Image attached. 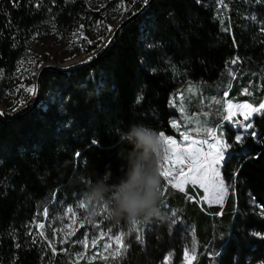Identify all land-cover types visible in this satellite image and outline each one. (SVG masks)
Listing matches in <instances>:
<instances>
[{"label": "trees", "instance_id": "trees-1", "mask_svg": "<svg viewBox=\"0 0 264 264\" xmlns=\"http://www.w3.org/2000/svg\"><path fill=\"white\" fill-rule=\"evenodd\" d=\"M149 2L0 0V95L18 87V67L36 37L66 40L81 25L94 27L104 14L112 19L121 5L132 10L123 22L135 15L105 54L106 45L99 49L96 43L87 49L98 50L87 65L46 70L31 113L33 100L24 91L27 107L4 114L7 121L0 116V264H73L75 248L51 249L38 226L59 208L84 201L97 179L119 182L132 150L122 139L130 125L180 138L173 127L180 113L171 98L182 96L188 84L214 97L203 107L218 115L214 128L224 122L226 94L238 103L262 104L264 0H223L221 6L210 0H153L146 7ZM34 83L35 77L27 81ZM249 87L252 96L242 93ZM249 123L253 129L247 132L224 126L232 147L223 168L229 188L223 205L199 207L190 198L196 186L180 191L161 178L165 194L157 217L134 224L111 217L103 205L105 222L124 234L123 255L76 264H186L185 250L193 244L191 264H264V111ZM253 130L256 135H249ZM237 136L244 137L242 143Z\"/></svg>", "mask_w": 264, "mask_h": 264}, {"label": "rangeland", "instance_id": "rangeland-1", "mask_svg": "<svg viewBox=\"0 0 264 264\" xmlns=\"http://www.w3.org/2000/svg\"><path fill=\"white\" fill-rule=\"evenodd\" d=\"M212 3L221 6L218 0H210ZM101 4L100 7H103ZM132 10H127L121 5L116 11V15L111 18L110 15L104 14V20L98 22L94 27L86 28L81 25L71 36L66 40H60L55 35L48 37H36L30 42L27 53L21 61L17 70L18 87L11 92L0 95V112L2 114L13 115L16 112L24 109L29 104L24 102V91L28 93L33 100V93L36 92L34 85H27V81L35 77L39 70L44 65H53L60 68L70 69L75 66L87 63L91 58L98 53V50L88 53L87 49L98 43V48L102 49L110 40L109 32L115 31L123 20L128 16ZM264 32V25L262 26ZM231 71V70H230ZM233 74V72H232ZM253 84H251L252 86ZM202 86L196 83H191L181 91V95L177 98L175 95L171 98L173 109L179 111V120L175 121L176 129L180 133V138L170 137L177 141V145L181 149H186L187 153H191L195 149L201 152L209 150V144L214 143L213 137L217 140L223 139L224 126L229 125L238 130L245 131V125L256 115L261 114L264 109L254 111L259 106H254L251 103H238L225 95L223 101L222 122L219 126L214 128L213 118H219L217 114L209 115L207 110L203 107L211 105L214 97L210 96L208 99L203 94V90L199 91ZM31 89L32 91H29ZM253 89L245 88L242 93L247 96L253 95ZM24 102V103H22ZM178 102V103H176ZM264 104V100L262 102ZM229 105L231 107H229ZM247 105L248 107H245ZM247 115L248 119H245ZM230 117V118H228ZM211 130V135H209ZM249 130V129H248ZM188 139L185 140L184 137ZM201 141L207 143L201 144ZM229 152V149H228ZM180 167L184 168L183 175H176V181H183L184 176L189 175V162L185 160L182 165H175L171 170L175 174ZM220 171V178L224 181L227 191L223 199H219L212 191L211 185H208V191L202 187L200 183L195 185L191 183L183 184L184 190L188 185L196 186L202 191L200 194L202 203L207 205H223L226 201L229 188L224 179L223 168ZM176 189L180 190L178 187ZM197 189V190H198ZM183 190V191H184ZM81 205H84L81 207ZM87 205L84 201L76 206H64L59 208L53 217H47L44 224L38 226V232L43 233L41 236L46 238L47 245L57 252H70L75 248L73 257L71 258L73 264L86 260L93 262L96 260L107 261L111 259H119L125 251L124 235L120 241L116 240L117 233L105 222V208L102 206L93 218H89L86 213ZM71 210V211H70ZM120 253L117 254V248L120 246ZM195 258V245L186 248L184 254V261L186 264H191ZM169 261V257L166 259Z\"/></svg>", "mask_w": 264, "mask_h": 264}, {"label": "clouds", "instance_id": "clouds-1", "mask_svg": "<svg viewBox=\"0 0 264 264\" xmlns=\"http://www.w3.org/2000/svg\"><path fill=\"white\" fill-rule=\"evenodd\" d=\"M122 139L132 145L126 171L115 185L102 177L83 193L86 213L91 219L107 204L111 217H124L132 223L160 215L161 177L159 163L163 143L158 131L144 124H132ZM114 189V190H113ZM105 193L110 195L105 196Z\"/></svg>", "mask_w": 264, "mask_h": 264}, {"label": "snow or ice", "instance_id": "snow-or-ice-1", "mask_svg": "<svg viewBox=\"0 0 264 264\" xmlns=\"http://www.w3.org/2000/svg\"><path fill=\"white\" fill-rule=\"evenodd\" d=\"M218 2L222 4L223 0H218ZM145 3H147V0H145ZM29 91L32 90L29 89ZM229 107L231 106L229 105ZM245 107L248 106L245 105ZM261 109H264V104H261L259 108L254 109V111H260ZM245 119H248L247 115L245 116ZM176 126V123L173 122V127ZM248 129H253V125L251 123L245 125V132H247ZM159 134L164 146L163 154L159 163L160 177L172 187H178L181 191L184 190L182 185L187 183H191L193 185L200 183L202 187H205V191H208V185H211L213 193H215L219 199H223L227 189L224 181L220 178V171L218 169L226 167L229 162L230 153L228 152V149L232 147V145L228 144L227 141H224L223 139L217 140L213 137L215 142L209 144V150L207 152H201L199 149H195L191 153H187L186 149L179 148L176 140L165 136L163 132ZM248 134L251 136L256 135L254 130ZM209 135H211V130H209ZM184 139L187 140L188 137L185 136ZM235 140L236 143H242L244 137L237 136ZM93 143H95V141H93ZM200 143L204 144L207 143V141H201ZM77 155L79 156V153H77ZM185 160L189 162V175L184 176L183 181H176L173 183L176 175H183L184 168L180 167L175 174L171 169L177 164L182 165ZM164 194L165 189L161 186V197ZM83 206L84 205H81V207ZM45 215H47V210H45ZM41 235H43V233H41ZM123 235L124 234L121 233L120 236L116 237V240L120 241ZM137 239H139V237H137ZM121 247L123 246L121 245L117 248V254L120 253Z\"/></svg>", "mask_w": 264, "mask_h": 264}, {"label": "water", "instance_id": "water-1", "mask_svg": "<svg viewBox=\"0 0 264 264\" xmlns=\"http://www.w3.org/2000/svg\"><path fill=\"white\" fill-rule=\"evenodd\" d=\"M152 2H153V0H150V2L148 3V5H147L146 7L150 6V4H151ZM146 7H145V8H146ZM134 16H135V15H133L132 17H134ZM132 17H131V18H132ZM131 18H129V19L126 20L125 22H122V23L120 24V26L116 29L114 35L112 36V38H111V39L108 41V43L106 44V46H105V48H104V50H103L102 55L106 53V51L108 50L110 44L114 41V39H115L116 35L118 34V32L122 29V27L125 25V23H127V21H129ZM88 63H89V62L84 63V64H81V65H79V66L72 67V68H70V69H74V68H77V67H81V66H83V65L85 66V65H87ZM70 69L60 68V67L53 66V65H44V66L39 70V72H38V74H37V76H36V79H35L36 92H35V94L33 93V103H32V106H31V108L29 109V111H28L27 113H31V112L34 110L35 106L38 104V101H39V91H40V79H41V76L43 75V73H44L46 70L69 72ZM0 116H1L2 118H4L6 121L9 120V118L5 117V115L2 114L1 112H0Z\"/></svg>", "mask_w": 264, "mask_h": 264}, {"label": "built area", "instance_id": "built-area-1", "mask_svg": "<svg viewBox=\"0 0 264 264\" xmlns=\"http://www.w3.org/2000/svg\"><path fill=\"white\" fill-rule=\"evenodd\" d=\"M191 201L197 204L199 207L203 206L201 196L197 190H194V192L190 195Z\"/></svg>", "mask_w": 264, "mask_h": 264}, {"label": "bare ground", "instance_id": "bare-ground-1", "mask_svg": "<svg viewBox=\"0 0 264 264\" xmlns=\"http://www.w3.org/2000/svg\"><path fill=\"white\" fill-rule=\"evenodd\" d=\"M36 87V86H35Z\"/></svg>", "mask_w": 264, "mask_h": 264}, {"label": "crops", "instance_id": "crops-1", "mask_svg": "<svg viewBox=\"0 0 264 264\" xmlns=\"http://www.w3.org/2000/svg\"><path fill=\"white\" fill-rule=\"evenodd\" d=\"M181 191V190H180Z\"/></svg>", "mask_w": 264, "mask_h": 264}]
</instances>
